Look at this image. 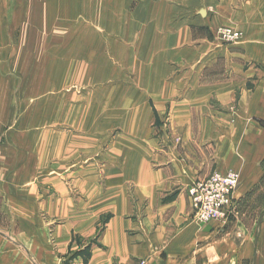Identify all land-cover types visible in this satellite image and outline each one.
Wrapping results in <instances>:
<instances>
[{"label": "crops", "instance_id": "obj_1", "mask_svg": "<svg viewBox=\"0 0 264 264\" xmlns=\"http://www.w3.org/2000/svg\"><path fill=\"white\" fill-rule=\"evenodd\" d=\"M227 25L241 41L215 39ZM68 33L88 48L64 60L66 45L47 36ZM48 55L125 68L109 80L124 84L118 133L96 170L71 175L93 216L63 224L40 217L46 154L36 163L10 136L30 127L14 122V78L1 69L46 67ZM0 123V264H264V221L256 237L238 218L198 225L187 196L212 171H236V204L262 178L264 0H0ZM99 212L112 215L84 258L76 250L91 234L79 228H95Z\"/></svg>", "mask_w": 264, "mask_h": 264}, {"label": "rangeland", "instance_id": "obj_2", "mask_svg": "<svg viewBox=\"0 0 264 264\" xmlns=\"http://www.w3.org/2000/svg\"><path fill=\"white\" fill-rule=\"evenodd\" d=\"M81 22L78 26H82ZM219 27L222 26L217 28ZM224 27H231L241 32L232 25ZM82 37L86 38V36L69 33L61 36H47L51 43L56 41L66 45L64 48L67 50L62 51L63 56H61L64 60L70 58L71 50L76 54V48H79L78 52L80 53L81 50L86 52L88 45L85 41H81ZM77 39L79 40L77 41ZM241 39L229 43H237ZM1 69L6 75L14 78L17 104L15 110L17 120L15 117L14 122H22L30 127L25 130L15 127L14 130L9 131L10 136H13L15 140H20V144L25 146V153L36 163L38 156L42 155V149L46 154L48 205L46 212H40V217L53 220V224H63L65 220L72 217L85 218L89 215L88 218H92L93 215L88 211L86 190L81 189V179L79 186H71V175L76 171L81 174L89 169L96 170L102 163V152L106 143L109 140H114L115 134L118 133L122 115L120 114L122 102L118 97V87L124 84L109 82V80L110 78L111 80L116 79L119 73H124L125 68L118 66H54L48 55L46 67L15 66ZM109 91H111V98H108ZM105 93L107 96L104 97ZM1 138L0 123V142ZM30 169L38 170V166ZM43 170L44 168L41 166V172ZM55 178L62 179V192L59 189L55 191L56 185L53 184ZM50 181L53 185L49 184ZM58 181L60 183V180ZM60 193L63 194L62 209L55 206V196H60ZM70 199L74 202V210L70 209ZM191 212L196 223L192 208ZM231 214L228 217L229 220L238 218L253 236L256 237L260 234L264 221V165L259 183L234 205ZM111 215L110 212H99L95 228H79L84 234H91V237L81 243V247L76 250L79 255L84 258L88 256L90 241L102 234L104 223ZM233 215L236 216L233 217ZM63 229L69 228L64 227ZM73 235L77 238L80 234L73 233Z\"/></svg>", "mask_w": 264, "mask_h": 264}, {"label": "built area", "instance_id": "obj_3", "mask_svg": "<svg viewBox=\"0 0 264 264\" xmlns=\"http://www.w3.org/2000/svg\"><path fill=\"white\" fill-rule=\"evenodd\" d=\"M215 38L220 42H235L242 38L241 32L231 27H219ZM239 181L236 171H213L209 176L195 181L187 190L196 223L225 221L234 209V189Z\"/></svg>", "mask_w": 264, "mask_h": 264}, {"label": "trees", "instance_id": "obj_4", "mask_svg": "<svg viewBox=\"0 0 264 264\" xmlns=\"http://www.w3.org/2000/svg\"><path fill=\"white\" fill-rule=\"evenodd\" d=\"M174 197H175V194H171L169 196H166V197L162 198V202H169V201L173 200Z\"/></svg>", "mask_w": 264, "mask_h": 264}]
</instances>
